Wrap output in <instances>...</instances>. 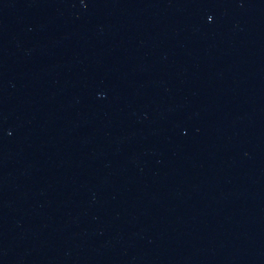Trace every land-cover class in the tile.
Listing matches in <instances>:
<instances>
[{
	"label": "water",
	"instance_id": "obj_1",
	"mask_svg": "<svg viewBox=\"0 0 264 264\" xmlns=\"http://www.w3.org/2000/svg\"><path fill=\"white\" fill-rule=\"evenodd\" d=\"M0 264H264V0H0Z\"/></svg>",
	"mask_w": 264,
	"mask_h": 264
}]
</instances>
